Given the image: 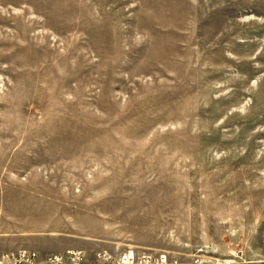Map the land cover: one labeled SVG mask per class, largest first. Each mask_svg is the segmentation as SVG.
Listing matches in <instances>:
<instances>
[{
	"label": "rangeland",
	"instance_id": "obj_1",
	"mask_svg": "<svg viewBox=\"0 0 264 264\" xmlns=\"http://www.w3.org/2000/svg\"><path fill=\"white\" fill-rule=\"evenodd\" d=\"M18 248L264 264V0H0Z\"/></svg>",
	"mask_w": 264,
	"mask_h": 264
},
{
	"label": "built area",
	"instance_id": "obj_2",
	"mask_svg": "<svg viewBox=\"0 0 264 264\" xmlns=\"http://www.w3.org/2000/svg\"><path fill=\"white\" fill-rule=\"evenodd\" d=\"M211 264H228L211 257ZM0 264H207L197 256L190 262L168 258L165 253L148 254L145 251H108L88 253L82 250H68L51 254H40L33 250L0 251Z\"/></svg>",
	"mask_w": 264,
	"mask_h": 264
},
{
	"label": "crops",
	"instance_id": "obj_3",
	"mask_svg": "<svg viewBox=\"0 0 264 264\" xmlns=\"http://www.w3.org/2000/svg\"><path fill=\"white\" fill-rule=\"evenodd\" d=\"M21 249H27V250H30V249H28V248H18V249H14V250H5V251H18V250H21ZM35 249H37V248H35ZM31 250H33V249H31ZM37 250H41V249H37ZM75 250H82V251H85V252H88V253H95V252H98V251H100V250H96V251H88V250H85V249H75ZM34 251H36V250H34ZM65 251H68V250H65ZM65 251H58V252H65ZM42 254H51V253H55V252H49V251H47V252H41Z\"/></svg>",
	"mask_w": 264,
	"mask_h": 264
}]
</instances>
